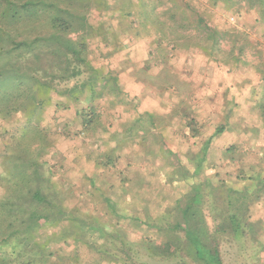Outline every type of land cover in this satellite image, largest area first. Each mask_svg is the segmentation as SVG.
<instances>
[{"label": "trees", "instance_id": "trees-1", "mask_svg": "<svg viewBox=\"0 0 264 264\" xmlns=\"http://www.w3.org/2000/svg\"><path fill=\"white\" fill-rule=\"evenodd\" d=\"M171 1L175 3L176 0H168L169 5L163 0H0V118L6 122H13L17 118L24 120L13 132L12 142L6 145L10 154H6L0 163L3 167L0 186L4 188V194L0 197V264L133 262L135 248L139 244L128 238L125 224H120L124 219L146 228L184 232L186 242L180 232H176L173 239L168 238L162 246L150 244V251L160 249L161 253L156 255L172 257L175 240L183 242V247L186 245L187 248V251L181 249L180 255H177L182 258L180 260L185 255L195 253L196 258L204 264H222L219 246L213 238L227 230L220 225L211 231L207 218L213 215L215 221L220 215L239 233L241 225L234 214L239 205L234 206L235 188L228 182L216 185L202 180L201 192L194 181L196 184L193 188L187 189L174 203L176 211L171 215L175 219L174 224L169 222L172 207L166 208L162 214L165 221L169 218L163 224L154 220L156 218L152 216L150 202L142 199L140 188L133 192L126 189L130 192L121 198L122 192H119L118 198L113 199L108 196L110 186L107 179H101V174L96 172L87 177L89 185L79 195L95 202L97 209L83 210L79 204L71 205L70 197L76 186L72 185V178H69L68 187L64 182L55 180V166L43 159L53 146L50 131L41 125L43 113L48 107L69 109L74 106L82 118L83 130L95 131L96 126L101 124L100 101L106 99L117 104L125 100L117 72L95 66L90 55V38L94 37L93 32L97 29L90 23L89 12L95 6L97 10L104 11L107 18V22L103 23L107 24L106 32L109 30L112 34L113 52H117L118 48L126 49L144 33L153 32L156 34L154 43L161 49L163 58L170 57L165 43L173 39L178 47L201 48L214 60L226 65L247 64L243 55L257 40L253 42L245 30L234 24L213 27L208 25L203 15H198L195 25H192L184 20L186 13L182 9L177 10L174 4H170ZM244 1L246 8L257 10L259 17L256 23L264 24V0ZM189 27L201 32V42H191L192 37L180 31ZM181 39L183 42H180ZM119 43L123 44L118 46ZM221 53H226V57H220ZM258 69L263 76L258 85L261 90L255 92L254 97L264 120V69ZM6 73L8 76L4 78ZM162 83L168 89L174 85L167 76L162 78ZM145 122L148 126L144 125ZM155 125L153 115L141 114L126 130L131 139L122 140L113 136L119 145L95 155L97 166L116 170L113 167L120 157L117 158L116 151L122 149V143H132L140 134V129L144 134L139 135L143 137L142 140L153 137L158 143L157 137L162 134L152 130ZM187 128L188 132L195 129L192 118H189ZM223 132V127L217 128L207 139L200 161L206 160L213 138ZM105 144L108 146L107 142ZM160 146H163L162 142ZM231 149V146L227 148L225 154L234 152ZM167 152L173 154V150ZM149 153L151 149L147 148L145 154ZM177 161L183 163L182 158ZM200 172V163L191 171L192 175L188 171L194 178ZM119 173L123 174L122 171ZM251 177L246 179L252 180ZM167 186L168 180L162 189L155 190V195L164 201L171 195L169 190L164 189ZM144 188L143 185L142 190ZM255 198L258 200L259 195ZM182 200L185 202L183 206ZM207 203L208 209L205 208ZM220 203L224 208L220 207ZM99 206L102 214L109 218H102L96 212ZM199 213L200 220H196ZM195 222L196 225L193 224ZM46 228L50 230L45 235ZM71 241L75 245L69 253L62 246L57 247L58 243L70 245ZM80 247L86 249L83 256L78 252Z\"/></svg>", "mask_w": 264, "mask_h": 264}, {"label": "rangeland", "instance_id": "rangeland-1", "mask_svg": "<svg viewBox=\"0 0 264 264\" xmlns=\"http://www.w3.org/2000/svg\"><path fill=\"white\" fill-rule=\"evenodd\" d=\"M214 1L176 0L175 3L171 1L170 4H174L177 10L182 9L181 11L187 15L184 20L190 21L192 25H195V19L198 15H203L208 25L210 24L213 27H225L229 24L237 25L239 29H243L249 34L253 42L257 40V43H251V47L243 55L244 59L247 60L246 65L241 63L239 66L229 70L230 66L213 61V57H210L201 48L189 47V49H186L178 47V44H174L175 41L173 39L167 41L169 43H165L168 53L173 54V60L166 66L169 71L162 72V75L163 77L167 76L173 84L181 83L182 80L189 81L190 84L186 87V92L190 95L188 97L190 101L189 103H187L188 100L178 101L181 103L178 106L180 109L185 110L184 112L189 118H192L194 130L189 129L188 132L186 122L183 124L186 127L184 130L181 123L179 128L177 126L174 128V125H171L175 130L172 128L166 129L165 132L158 130L157 134L160 133L162 136L157 137L158 143L153 145L150 154H145L144 151L142 155L140 146H135L134 143H130L125 148L122 147V152L120 149L118 152L116 151L118 155H115L117 158L118 156L122 157L120 153L123 154L125 150L124 157H122V162L117 163L118 167L116 165L113 167H116V170L113 169V171L105 167L101 169L99 166H94L93 160H86L85 155L87 153L91 152L92 158H95V155L97 156L99 152L106 151L108 150L107 148L117 144V139L122 138L118 131L123 128L124 123L130 122L138 116V109L142 107L143 103L147 104L151 109H155L157 103L161 101L160 97L156 96L159 93L158 88H146L141 85H134L133 87L129 84L127 73L123 71L125 66L123 60H126V57L138 63L150 57L147 50L154 48L152 45H155L156 34L153 32L144 33L141 36L143 39L135 40V45L137 44V46L134 44L130 46L125 57L126 51L113 52L115 49L112 43V34L109 30L106 32L108 27L107 24H104L107 22V18L104 15V11L97 10L95 6V9L93 7L92 11L89 12L90 23L97 29L96 33L93 32L94 37L90 38L92 48L90 55L93 64L101 69H108L110 66L111 68H118L122 71L121 78L129 94L133 96L131 91L134 89L142 94L143 97L146 95V98L139 100L136 106L132 102L116 106L112 101H109L111 106H107L109 104L108 100L101 101L103 107L99 110L103 114L99 119L101 124L96 126L95 131L83 130L82 118L73 107L69 109H57L55 106L48 107L43 113L44 119L41 125L46 126L50 131L53 146L43 159L55 165V180L61 183L64 182L68 187L69 178H72V185L76 186H74L70 197L69 203L71 205L79 204L83 210L97 209L95 202L86 196L79 195L89 185L86 181L89 175H85V177L80 170L85 171V174L96 172L101 174V179H107L110 186L108 196L113 199L118 198L119 192H122L121 198L124 194L140 188L142 199L150 202L149 206L152 216L156 218L154 220L163 224L169 218V222L174 224L175 219L171 218V215L173 212L175 214L176 211L175 201L183 193L187 192V189L193 188L192 186L196 183L200 186L199 190L202 192V180L216 185H220L219 183L224 181L228 182L230 186L235 188L234 206L239 205L237 210L234 211L237 221L241 225L239 233L233 227L231 228L229 226L230 223L226 222L220 215L215 221L213 220V215L207 218L211 231L218 229L220 225L227 230H225L226 233L217 234L213 238L219 246L222 264H264V259L260 256L264 251V219H261L264 215V209L256 207V204H260L259 202H262L261 200L264 198V185H262L264 183V120L260 115V109L256 106L257 98L254 97L255 92L261 90L257 85L260 77L263 76L258 67L264 69V25L260 23L254 24L257 14L254 12L255 10L246 8L244 0ZM163 2L169 5L167 4L168 0H163ZM236 10H240V12L237 13ZM116 22L117 20L114 19V23ZM98 28H100V31ZM180 31H183V34L190 35L192 37L191 42H201V32H196L191 27ZM104 42L107 44L104 45ZM180 42H183V40L181 39ZM118 46L120 45L118 44ZM140 50L143 51L140 52ZM110 52L113 53L109 55ZM110 56L111 59L109 58ZM220 57L225 58L226 53H221ZM127 69L134 70V67H127ZM154 70H156V67H154ZM7 76V73L3 75L4 78ZM136 76L139 77L138 73ZM139 78L146 79L147 77ZM160 84L157 82V85ZM169 93H164L161 98L165 102H167L168 98L170 101H176L175 98L169 97ZM55 98L59 97L55 96ZM184 102L186 103L184 104ZM23 122L22 118H17L13 122H6L0 118V163L6 154H10V150L6 145L12 142L13 132L18 130V126L22 125ZM158 123L163 125L162 121ZM144 125L148 126V123L145 122ZM220 127H223L224 132L219 135L215 134L217 136L211 142L206 160L200 161L199 157L202 155L204 144ZM113 136H116L117 139H113ZM106 142L108 146H106ZM160 142L163 143V146H160ZM150 143L152 144L151 141ZM230 146L234 152L225 154L226 149ZM168 150H173V154L168 153ZM131 154L140 157L138 159L133 157L127 160L128 158L125 155ZM74 158H78L77 163H75ZM179 158L183 159V163H178L177 159ZM129 162L130 164H128ZM198 163L201 164V172L196 178L191 177L188 171L192 175L191 171ZM124 166L129 168L128 172L126 174L119 173L120 168ZM2 170L3 167L0 166V171ZM249 176H252L251 178L253 179L247 180L246 178ZM152 178L153 180H151ZM167 180L168 186L164 189L169 190L171 195L164 201L155 195V190L162 189ZM148 183L150 184L148 185ZM143 185L145 186L144 190H142ZM3 194L4 188L0 186V197ZM257 195H259L258 200L255 198ZM96 197L100 198L99 195H96ZM142 199L141 201L144 205L145 203H143ZM184 204L185 202L182 200L181 206ZM220 205V207L224 208V205L222 206L221 203ZM171 207L170 217L165 221L162 214L166 208ZM205 208H209L208 203ZM101 209V206H99L96 212L102 215V218H109L102 214ZM199 209H201L202 220V203ZM199 218L200 213L196 220ZM120 224H125V232L128 238L139 244L135 248L136 256L134 261L126 262V264H204L196 258L195 253L184 254V259L180 260L182 258L177 256L180 255V250L187 251L186 245L183 247V242L181 244L173 240L175 242V252L172 257L168 256L166 258L156 255V253H161L160 249L157 252L149 250L150 244L162 246L161 244L168 238L173 239L176 232H180L179 234L186 242L182 231L168 230L167 232L165 229L137 226L130 219H124L120 221ZM193 224L196 225L197 222ZM49 230L48 228L44 229L45 235ZM74 245V242L71 241L70 245L58 243L57 247L61 248L62 246L64 251L69 253L73 250ZM85 251L84 247L78 249L82 256ZM92 259L88 258L87 260L92 261Z\"/></svg>", "mask_w": 264, "mask_h": 264}, {"label": "crops", "instance_id": "crops-1", "mask_svg": "<svg viewBox=\"0 0 264 264\" xmlns=\"http://www.w3.org/2000/svg\"><path fill=\"white\" fill-rule=\"evenodd\" d=\"M254 12H256V14H257V18L255 19V23L254 24H257L256 20L258 19L259 14H258L257 10H255ZM139 38L143 39V37H138L137 40ZM122 44L123 43H119L120 46ZM133 44L135 45V42L130 43L129 46L126 49L118 48L117 52L126 51L125 54H124V57H125L128 54L127 51H129L130 46H132ZM135 46H137V44ZM152 46H154V48H151L149 51L147 50V52H149L150 57L146 58L141 63L135 62L131 58H127L126 57V60H123V62H125V66H124L123 71H124V73H127L128 79H129V84H131L133 87H134V85H141V86H144L146 88H149V87H153L154 89H155V87L158 88L159 89V93H157L156 96L158 98L160 97L161 101L157 103L155 109H151L150 107H148L147 104L143 103L142 107H140L138 109L139 110L138 116L135 117L134 120H131L130 122L124 123L123 128L121 127L122 129L119 128L120 130L118 131V133H120V135L122 136V138H120L122 140L124 138L131 139L129 137V135L126 134V130L129 129L128 126L132 125V122H134L141 114H148L149 113V114L153 115L154 122L157 124V125L152 127L153 131L160 130V131L165 132L166 129H170V128L174 129L176 126H177V128H179V124L180 123L182 124V128L184 130L186 127L183 124L185 122L187 123L188 120H189V117L184 112L185 110L180 109L178 105L181 104L180 102L189 99L188 97H190V95L188 94V92H186V87H188V85L190 83L187 80H182L181 83L180 82H178V84L174 83L173 87H170L169 89L166 88L167 86L162 85V82H161V79L163 78V75H162L163 73L162 72L169 71V70L166 69V66H168V64L171 63V61L173 60L172 59L173 58V54L171 53L170 57L167 58V59L163 58V57H161V52L162 51L159 48V46L156 43H155V45H152ZM113 47H115V46H113ZM106 48H109V47H106ZM142 51L143 50H140V52H142ZM109 58L111 59V56ZM212 60L217 62V63H219V64H222V65H225V66H228V67L230 66L228 68V70L236 67V66H232L231 67V65H226V64L222 63L221 61H216L214 59H212ZM108 65H110V64H108ZM127 67H132V68L134 67V70H129V69H127ZM154 67H156V70H154ZM157 67H159L158 70H157ZM110 69L114 70L115 72H117V75L119 77V82H120V85H121L122 90H123V96L125 97V100L117 103L116 106L118 104H122V103L123 104H128L129 102L134 103V105L136 106V104L138 105V101L139 100H141L142 98H146V95L143 97L142 94L136 92L134 89H133L134 91L133 90L131 91L130 88H128V90H130L131 93L133 94V96H131V94H129V92L125 89V84L123 83V79L121 78V72L122 71L119 70L118 68H111V66L108 67V69H105V70L108 71ZM137 73H138L139 77L145 76L147 78L146 79L145 78H139V77L136 76ZM169 73L174 74L172 72H169ZM261 79L262 78L260 77L258 85H259ZM156 81L161 83V84L157 85ZM258 85H257V87H258ZM167 92H170L168 94L169 97L175 98L176 101L175 100L170 101L169 98H168L167 102H165L161 98V96H163L164 93H167ZM110 99L113 100V98H110ZM101 101L103 102V101H107V100L103 99ZM101 101H100L101 104H99V109L103 107V104H102ZM178 101H180V102H178ZM189 101L190 100H188L187 103H189ZM107 102L109 103L107 106H111V103H110L111 101L109 102V100H108ZM185 103L186 102H184V104ZM72 107L75 109V111L77 113L76 108L74 106H71L70 108H72ZM165 108H168V109H165ZM159 121H162L163 125L158 123ZM171 125H174V128ZM186 129H188V128H186ZM139 132H140V134H139L140 136L144 135L143 134V129H140ZM139 135H138V137H136L134 139V141H131V142L134 143L135 146H138V147L140 146L141 154L143 155L144 151L147 150V148L151 149L153 147V145L156 144V142L153 140V137H150V138H148L147 140L144 141V140H142L143 137H140ZM137 141L138 142H142V143L140 144ZM150 141L152 142V144L150 143ZM129 144L130 143H124V145H123V143H122L120 146H123V148H125ZM116 145L117 144H115L114 146H116ZM124 151H123V154H124ZM121 152H122V149H121ZM84 154H86V152H84ZM123 154L120 153V155H122V157H124ZM92 156L93 155H92L91 152L87 153L85 155L86 160L87 161H92L93 160L94 161L93 162L94 166H97L96 158H92ZM125 156L128 158L127 160H129L130 158H133V157H137V159L140 157L138 155H132V154L131 155H125ZM122 157H119L118 163L122 162ZM74 160H75V163L78 162V158H74ZM140 162H141V160H140ZM128 164H130V162ZM116 167H118V165H116ZM128 170H129V168L127 166H124L123 168L121 167L119 171H122L123 174L124 173L126 174L128 172ZM80 172L84 173V176L85 175H89V176L92 175V174H85L86 172L83 171V170H80ZM124 178H126V177H124ZM261 201L262 202H259L260 204H258V203L256 204V207L264 209V198ZM261 219L262 220L264 219V215L261 217ZM260 256H262L263 259H264V251L260 254Z\"/></svg>", "mask_w": 264, "mask_h": 264}]
</instances>
